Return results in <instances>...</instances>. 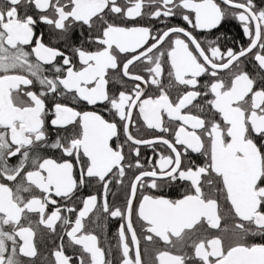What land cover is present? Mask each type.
Listing matches in <instances>:
<instances>
[{
    "label": "snow or ice",
    "instance_id": "6c2138e0",
    "mask_svg": "<svg viewBox=\"0 0 264 264\" xmlns=\"http://www.w3.org/2000/svg\"><path fill=\"white\" fill-rule=\"evenodd\" d=\"M0 264H264V0H0Z\"/></svg>",
    "mask_w": 264,
    "mask_h": 264
},
{
    "label": "flooded vegetation",
    "instance_id": "af4514ba",
    "mask_svg": "<svg viewBox=\"0 0 264 264\" xmlns=\"http://www.w3.org/2000/svg\"><path fill=\"white\" fill-rule=\"evenodd\" d=\"M233 32H235V29H233Z\"/></svg>",
    "mask_w": 264,
    "mask_h": 264
}]
</instances>
